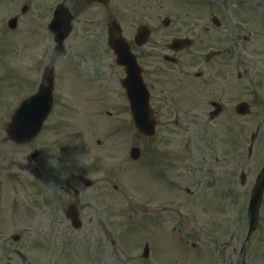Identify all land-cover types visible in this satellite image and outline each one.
I'll return each mask as SVG.
<instances>
[{
  "label": "rangeland",
  "instance_id": "obj_1",
  "mask_svg": "<svg viewBox=\"0 0 264 264\" xmlns=\"http://www.w3.org/2000/svg\"><path fill=\"white\" fill-rule=\"evenodd\" d=\"M148 1L135 5L137 0H117L120 19L128 25L129 18L145 12ZM166 1L172 8L187 5L155 0L158 13L167 11ZM251 1L242 7V21L251 25L246 13H252L263 27L252 28L261 38L251 43L240 35L236 62L215 64L219 70L206 77L211 84L205 97L198 94L182 113L169 112L163 118L167 138L158 136L154 142L137 138L132 130L123 108L127 101L119 84L121 72L111 55L105 60L86 54L88 50L77 54L72 37L62 40L67 50L51 58L57 86L42 133L25 146L5 140L0 144V264H264V199L260 228L245 242L250 191L264 164V0H253L256 9ZM12 3L1 0L0 10ZM207 4L216 9L219 2ZM195 6H190L189 20L199 14V7L192 11ZM55 43L46 38V48L58 47ZM0 50L9 57L4 63L13 88L23 79L31 82L33 70L25 63L34 67L39 49L33 43L24 52L18 48L23 55L12 57L14 64L4 40ZM203 66L198 63L189 70ZM7 80L0 73L1 89L7 88ZM27 91L15 89L11 104ZM211 97L228 104L213 123L207 113ZM241 101L252 112L237 114L235 106ZM251 143L254 152L249 155ZM133 144L143 148L140 161L130 156ZM35 147L41 152L44 177L39 184L20 168L19 159ZM14 154V166L8 168ZM71 202L80 206L79 228L66 215ZM147 241L150 253L143 257Z\"/></svg>",
  "mask_w": 264,
  "mask_h": 264
},
{
  "label": "flooded vegetation",
  "instance_id": "obj_2",
  "mask_svg": "<svg viewBox=\"0 0 264 264\" xmlns=\"http://www.w3.org/2000/svg\"><path fill=\"white\" fill-rule=\"evenodd\" d=\"M154 1L146 2L145 12H138L133 16L135 18H129L128 25L119 22L132 53L130 65L138 70V79L141 83L143 78L149 92L150 104L157 118L155 137L167 138L169 128L164 129L163 118L169 112L177 114L175 110L182 113L181 108L185 110L189 107L198 94L205 97L206 90L211 84V78L206 80V77L216 76L214 72L219 70L213 66L215 64L228 66L232 64V61L236 62L240 35L244 41L252 43L254 39L261 38L259 33L254 35L252 28L256 30L261 25L254 19L252 13H246V21L251 25L242 21L244 20L242 7L249 0H198L199 4H196V0H180L187 4L183 8H178L177 5L172 8L166 1L168 13L162 9L158 13L156 5H153ZM209 2H219V4L215 9L213 5L207 4ZM139 3L140 0H137L135 5ZM250 4L254 8L253 0ZM5 5L7 6L5 18L1 19L0 16V26L8 35L9 54H13L18 48L24 52L28 44L32 43L39 49L38 59L32 60L35 66H32L31 82L23 79L17 86L29 91V87L39 84L47 68H53L56 88V63L51 58H58L60 53L66 54L67 49L65 46L62 49L55 46L46 48L45 41L47 38L49 41L56 42L50 23L59 9V21L64 23L71 18V32L65 41L71 37L75 40L77 49L74 48V51L77 54H80L82 50H88L86 54L101 55L105 60L111 55L112 64L116 65L121 72L119 84L124 100L129 105L125 88L127 64L125 61L117 64L109 46V23L114 19H120L118 12L122 6H119L117 0H13L12 5ZM191 5H196V8L192 7V11L199 7V14L193 15L195 18L189 20L192 16ZM230 5L231 8H229ZM225 10H227L226 15L223 14ZM144 13L146 19L141 18ZM10 21H15L11 27ZM240 30L246 31L247 34L243 35ZM232 43L236 48H233ZM72 57L76 59L74 52ZM198 63L206 66L198 70H189V67ZM21 65L18 64V68L22 69ZM22 71L25 72L24 69ZM0 73H6L9 78L7 88H0V144L3 140L14 143L8 137V126L19 101L14 100L11 104L14 91L10 82L11 72L7 70ZM28 91L22 96V100L29 95ZM216 102L223 108V112L228 108L227 102H224L221 97H211L209 102L211 108L207 111L208 122L211 123L218 117H214L217 106L213 103ZM123 108L125 110L128 108L125 102ZM175 121L180 122L179 118ZM212 150L215 151L214 148ZM166 153L172 154L170 150ZM2 154L0 150V159H3Z\"/></svg>",
  "mask_w": 264,
  "mask_h": 264
},
{
  "label": "water",
  "instance_id": "obj_3",
  "mask_svg": "<svg viewBox=\"0 0 264 264\" xmlns=\"http://www.w3.org/2000/svg\"><path fill=\"white\" fill-rule=\"evenodd\" d=\"M114 35V34H112ZM111 41L116 42L117 40L112 36ZM125 40L112 44L114 50L119 55V61L131 60L129 55L125 52L123 54V43ZM130 77H136V74L129 67ZM132 74V75H131ZM129 77V78H130ZM50 73L46 74L43 85L41 89L32 96L30 99L25 101L21 108L18 110L13 118L9 132L11 137L16 141L22 142L26 140H31L34 138L42 128L45 118L47 117L51 105H52V89L53 82ZM129 92V97L132 99V105L137 112L136 123L139 129L144 133L153 134L155 132V120L152 119V114L149 108V94L143 89L139 92L134 89L132 85L127 87ZM26 107V108H25ZM25 108V109H24ZM248 110L246 102H242L238 105V111L245 113ZM138 115V116H137ZM139 148H133V156L137 157L139 155ZM264 195V166L258 175L256 183L252 189L251 200L249 205V216H250V232L257 227L259 219V210L261 206V201ZM74 224L76 226L80 225L79 217H74ZM148 248L146 249V251Z\"/></svg>",
  "mask_w": 264,
  "mask_h": 264
},
{
  "label": "clouds",
  "instance_id": "obj_4",
  "mask_svg": "<svg viewBox=\"0 0 264 264\" xmlns=\"http://www.w3.org/2000/svg\"><path fill=\"white\" fill-rule=\"evenodd\" d=\"M92 179H94V178H92Z\"/></svg>",
  "mask_w": 264,
  "mask_h": 264
}]
</instances>
